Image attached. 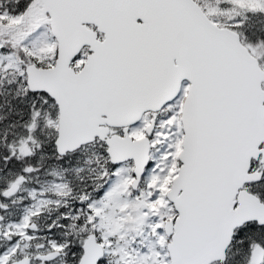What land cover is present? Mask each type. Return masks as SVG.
<instances>
[{
	"label": "snow or ice",
	"instance_id": "obj_1",
	"mask_svg": "<svg viewBox=\"0 0 264 264\" xmlns=\"http://www.w3.org/2000/svg\"><path fill=\"white\" fill-rule=\"evenodd\" d=\"M0 264H264V0H0Z\"/></svg>",
	"mask_w": 264,
	"mask_h": 264
}]
</instances>
